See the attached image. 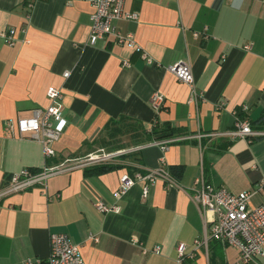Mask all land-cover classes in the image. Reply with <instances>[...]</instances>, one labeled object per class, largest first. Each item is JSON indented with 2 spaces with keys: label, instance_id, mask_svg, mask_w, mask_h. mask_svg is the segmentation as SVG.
<instances>
[{
  "label": "crops",
  "instance_id": "1",
  "mask_svg": "<svg viewBox=\"0 0 264 264\" xmlns=\"http://www.w3.org/2000/svg\"><path fill=\"white\" fill-rule=\"evenodd\" d=\"M125 10L138 20L117 27L134 35L139 50L112 37L91 45L93 8L85 0H0V190L25 169L69 164L102 148L112 121L122 130L113 144L134 148L116 161L119 169L88 176L78 167L1 198L0 264L47 259L53 233L80 245L86 264H178L177 247L191 252L196 241H203L197 257L181 264H243L238 249L206 241L213 215L192 195L199 179L233 193L264 179V138L210 136L234 130L237 119L264 130V2L126 0ZM12 28L13 47L2 38ZM143 53L161 66L148 65ZM177 63L191 65L195 97L166 71ZM51 87L62 91L68 124L53 144L56 155L46 158L41 143L5 125L46 109ZM156 93L165 99L160 111L151 105ZM164 123L179 137L165 152L157 142L134 147ZM159 167H182L181 175L157 180L145 199L141 182L116 198L124 175ZM98 202L120 210L100 212ZM263 203L264 190L252 199Z\"/></svg>",
  "mask_w": 264,
  "mask_h": 264
},
{
  "label": "built area",
  "instance_id": "2",
  "mask_svg": "<svg viewBox=\"0 0 264 264\" xmlns=\"http://www.w3.org/2000/svg\"><path fill=\"white\" fill-rule=\"evenodd\" d=\"M91 4L93 13L91 15V36L90 44L97 45L101 40L107 37L114 38L115 42L139 50L136 39L133 34H123L119 31L117 23L121 20L135 21L138 15L126 12V0H85ZM264 2V0H262ZM17 29L12 28L2 34V38L9 46H15L17 43ZM246 49H251L248 45ZM142 59L148 65L160 67L147 53L142 54ZM124 67H130V63L125 61ZM166 71L172 74L180 83L189 86L192 89L194 97V75L192 67L188 63H177L165 67ZM69 72L64 74L68 78ZM49 106L46 109H36L31 117L9 120L5 125L8 132H17L22 138L28 136L42 144L46 158H52L56 155L53 144L61 138L67 127L68 121L64 117V108L62 105V91L51 87L47 91ZM165 99L163 95L156 93L151 98V105L157 111L164 106ZM211 137H231V139L242 138L250 142L257 138H264V130H255L249 121L236 120L235 129L226 133H213ZM176 140H163L156 144L161 152H165ZM116 151L113 154H104L90 157L87 160L71 161L69 164H62L56 167H46L42 170L25 169L21 173L13 175L10 183L0 190V199L14 193L26 191L32 187L45 186L47 177L62 171H68L78 167H89L99 164H114L115 159L130 151ZM161 162L162 159H161ZM170 171L165 167H159L150 170L147 174L137 173L135 177L126 174L121 179V185L116 191V198L125 196L138 182L144 183L143 198H147L150 193V187L157 180H164L173 183ZM264 190V179L260 181L251 191L233 193L225 188H216L208 185L203 179L195 183L192 195L193 201L198 205L205 215L212 214L210 220V235L207 240H214L225 245L234 247L240 252V262L248 264L261 258L264 259V203L253 205L252 199ZM96 209L103 213H118L119 206H108L103 202L96 203ZM95 242L98 238L94 237ZM203 246V241H196L195 247L191 252L185 244L177 247L178 264L185 260H194L197 252ZM159 254L160 250H154ZM24 264H86L81 246L74 244L68 235L56 234L50 235V254L47 259L29 258Z\"/></svg>",
  "mask_w": 264,
  "mask_h": 264
},
{
  "label": "trees",
  "instance_id": "3",
  "mask_svg": "<svg viewBox=\"0 0 264 264\" xmlns=\"http://www.w3.org/2000/svg\"><path fill=\"white\" fill-rule=\"evenodd\" d=\"M117 124H118V122L112 121L106 127L107 137H105L104 139H100V143H101L102 148L106 149V147H108L111 149V151H116V150L120 151V148L121 149L126 148L123 145H119V144L114 145L113 144L115 137L118 136L120 134V132L122 134V130L118 129V126H117V128L115 127ZM263 124H264V122H263ZM176 133H177V129L173 128L171 126V124H169V123H164L160 127H157L156 129H154L152 131V133L148 134L146 139H144L143 141H138L134 147H141V146H144V145L149 144V143L153 144V143L159 142V141L164 140V139L176 137ZM110 143H112V144H110ZM161 157H162V155H161ZM121 167H122L121 165L99 164V165L87 167L85 169V173L88 176L101 175V174L110 172L112 170L119 169ZM180 170H182V167H171V168H169V171H170L172 177H177V175H181Z\"/></svg>",
  "mask_w": 264,
  "mask_h": 264
},
{
  "label": "rangeland",
  "instance_id": "4",
  "mask_svg": "<svg viewBox=\"0 0 264 264\" xmlns=\"http://www.w3.org/2000/svg\"><path fill=\"white\" fill-rule=\"evenodd\" d=\"M179 137H172V138H169V139H164V140H176V139H178ZM128 139V138H127ZM126 139V141H125V145H127V146H129V145H131L132 144V142H131V140L130 139H128L127 140ZM161 141H163V140H161ZM131 149H133V148H125V149H120V151L122 150H124V151H128V150H131ZM117 152L119 151V150H116ZM116 151H111V149L110 148H100V149H97L96 151H94V152H92L90 155H88V156H86V157H84L83 159H81V160H87L88 158H90V157H95V156H99V155H104V154H113V153H117ZM119 151V152H120ZM132 151H134V150H132ZM132 151H130V152H128V153H126V154H123L122 156H119L118 158H116L115 160L116 161H118L121 157H123V156H125V155H128L129 153H132ZM116 161H114L113 163L114 164H109V165H115V163H116Z\"/></svg>",
  "mask_w": 264,
  "mask_h": 264
}]
</instances>
